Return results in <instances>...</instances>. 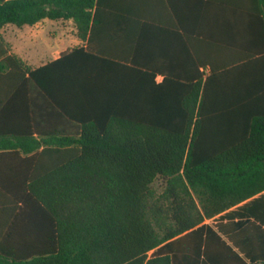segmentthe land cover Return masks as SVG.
I'll return each mask as SVG.
<instances>
[{"label":"trees","instance_id":"16d2710c","mask_svg":"<svg viewBox=\"0 0 264 264\" xmlns=\"http://www.w3.org/2000/svg\"><path fill=\"white\" fill-rule=\"evenodd\" d=\"M253 1L249 36L218 40L209 75L157 82L163 70L93 47L103 0H0V35L64 20L86 42L32 68L0 36V264H264ZM51 116L59 129L42 131Z\"/></svg>","mask_w":264,"mask_h":264},{"label":"crops","instance_id":"0c3cea01","mask_svg":"<svg viewBox=\"0 0 264 264\" xmlns=\"http://www.w3.org/2000/svg\"><path fill=\"white\" fill-rule=\"evenodd\" d=\"M255 5L253 0H103L98 28L92 38L93 47L109 58L129 56L148 67L163 70L157 75V82L163 80L164 74L181 76L186 70L197 68L206 76L214 67V53L220 45L218 40L244 38L245 33L249 36V24L252 17H257ZM43 31L36 32L38 40H30L23 50H16L14 45L10 48L6 43L9 53L19 56L32 68H38L86 43L76 30L75 46L59 50L68 45L69 40L44 37ZM242 44V49L236 52L249 50L247 41ZM52 117L48 123H40L42 131L59 129ZM217 220L218 217L204 223L215 228Z\"/></svg>","mask_w":264,"mask_h":264},{"label":"rangeland","instance_id":"374dc122","mask_svg":"<svg viewBox=\"0 0 264 264\" xmlns=\"http://www.w3.org/2000/svg\"><path fill=\"white\" fill-rule=\"evenodd\" d=\"M44 30V37H52L65 39L67 38L68 45L61 47L59 50H68L75 46V35L76 29L74 24L71 21L64 20H48L47 22H43L37 27H16L14 25L5 27L1 32V39L7 43V45L11 48L13 45L16 47V50L26 49V44L30 42V40L35 41L38 40V37L35 35L36 32ZM38 42V41H37ZM41 42L44 43V40ZM156 192L160 194L165 188V182L162 178H157L153 184ZM210 222V221H209Z\"/></svg>","mask_w":264,"mask_h":264}]
</instances>
